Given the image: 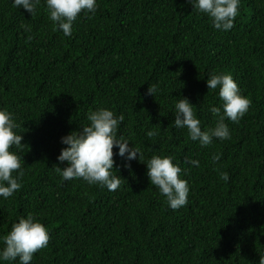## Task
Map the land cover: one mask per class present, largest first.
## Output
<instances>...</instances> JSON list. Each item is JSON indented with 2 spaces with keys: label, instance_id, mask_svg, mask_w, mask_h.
Masks as SVG:
<instances>
[{
  "label": "trees",
  "instance_id": "obj_1",
  "mask_svg": "<svg viewBox=\"0 0 264 264\" xmlns=\"http://www.w3.org/2000/svg\"><path fill=\"white\" fill-rule=\"evenodd\" d=\"M66 37L44 0L34 16L0 0V108L23 136L22 188L0 198V237L29 213L49 231L31 264H259L264 255V0H240L231 30L186 0H97ZM21 25H24L22 27ZM230 74L250 101L239 122L225 120L228 140L204 148L174 125V105L187 97L202 130L214 128L212 73ZM156 84L155 97L147 94ZM108 108L124 121L119 135L145 160L172 156L188 181V203L171 209L139 159L114 155L115 191L54 168L61 137ZM148 131L157 135L148 137ZM114 153L117 149H113ZM222 154L213 163L212 156ZM199 160L190 166L188 158ZM229 174L227 182L220 178ZM15 175V173H13ZM3 242L0 240V248ZM9 264V262H3Z\"/></svg>",
  "mask_w": 264,
  "mask_h": 264
},
{
  "label": "clouds",
  "instance_id": "obj_2",
  "mask_svg": "<svg viewBox=\"0 0 264 264\" xmlns=\"http://www.w3.org/2000/svg\"><path fill=\"white\" fill-rule=\"evenodd\" d=\"M14 8H23L34 16L37 5L41 0H11ZM193 10L207 15L217 30L228 31L234 27V21L239 14L240 0H186ZM49 18L55 29L60 30L66 37L73 34V24L78 16L95 14L97 0H44ZM24 27V25H21ZM209 90H217L222 107L209 105L208 110L217 117L214 128L202 130L201 120L187 97L178 99L174 105V125L179 129H187L188 138L197 141L201 147L213 144L214 139L221 141L231 138V133L225 120L239 122L247 113L251 101L242 95L238 83L230 74L212 73L206 79ZM158 88L156 84L149 85L147 94L155 97ZM87 125L81 126L79 131H72L61 137L63 147L57 160L67 162L66 167L55 166L54 170L64 180L83 179L88 184H99L109 191L117 190L124 180L114 167V155L122 157L126 163L124 167H131L130 162L139 159L146 165V175L150 184L159 189L166 198L168 206L177 210L188 203V181L181 178L182 168L174 163V157L152 155L145 160L144 153L139 146H133L130 139L119 135L118 128L124 121V116H116L108 108H98L90 111ZM18 127L13 115L7 109L0 108V198L8 199L22 188L23 157L10 149H23V136L15 129ZM148 137L157 135L155 131H148ZM117 152L114 153L113 149ZM222 154H214L212 162L220 161ZM190 166L199 167V160L188 158ZM15 173V175H13ZM220 178L227 182L229 174L222 172ZM3 247L0 248V264H31L35 253L48 246L50 235L48 228L29 213L20 217L11 226V230L0 237ZM259 264H264V255L260 256Z\"/></svg>",
  "mask_w": 264,
  "mask_h": 264
}]
</instances>
